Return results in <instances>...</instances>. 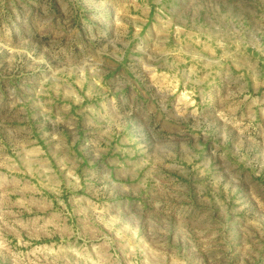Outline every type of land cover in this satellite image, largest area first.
I'll list each match as a JSON object with an SVG mask.
<instances>
[{
  "label": "rangeland",
  "instance_id": "obj_1",
  "mask_svg": "<svg viewBox=\"0 0 264 264\" xmlns=\"http://www.w3.org/2000/svg\"><path fill=\"white\" fill-rule=\"evenodd\" d=\"M0 264H264V0H0Z\"/></svg>",
  "mask_w": 264,
  "mask_h": 264
}]
</instances>
